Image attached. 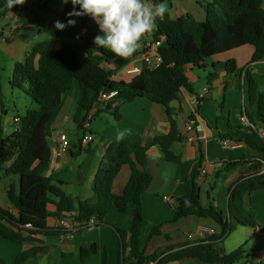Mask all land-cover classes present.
Wrapping results in <instances>:
<instances>
[{"label":"trees","instance_id":"1","mask_svg":"<svg viewBox=\"0 0 264 264\" xmlns=\"http://www.w3.org/2000/svg\"><path fill=\"white\" fill-rule=\"evenodd\" d=\"M159 1L153 0V4ZM263 1L205 0L200 3L206 14L204 21H197L192 15L176 20L158 18L155 22L154 41L164 38L158 49L163 63L157 69L143 71L130 82L112 80L114 74L128 64V59L96 47L94 37L98 34V27L93 20L88 17H71L76 19L77 23L64 30L49 25L45 32L51 39L34 47L26 61L15 64L10 81L13 88H18L30 96L37 108L28 110L24 117H19L17 128L8 137L4 135V123L3 119H0V181L9 175L20 178L19 187L11 186L7 190V196L17 215L0 208V238L16 244L35 242L41 245L43 241L38 236L48 237L64 232L60 228H49L47 224L50 216L48 205L51 203L49 195H54L59 198L56 203L57 212L54 214L57 219L71 217L81 226L87 227L95 217V226H109L118 234L123 245L118 264H170L186 260H199L207 264L239 263L244 258V247L226 253L219 244L237 227L258 226L255 211L245 207V198L257 191H264V92L260 90L249 67L241 71L242 88L247 93L241 117H245L248 123L240 120L235 126L230 125L231 132L223 137L234 144H243L261 153L258 162L252 161L251 170L256 174L243 178L230 189L228 214L225 215L218 212L213 205L203 206L197 181L198 170L186 181L185 194L177 198L172 206L173 218L154 227L145 242L143 196L153 182V174L146 157L148 148L138 144L132 149L130 138L112 142L93 181V196L76 202L54 185L53 179L45 175L52 157L46 127L60 107L63 97L72 90L74 82H78L81 88V98L78 102L81 117L78 130L87 134L90 132H87L84 125L90 124L91 120L88 118L102 92L118 91L116 101L146 98L152 103L164 106L170 114V104L179 99L182 89L194 92L185 71L187 66L194 65L206 69V63L213 57L247 45L255 48L251 63L263 61ZM73 7L71 2L67 5L60 22H67L70 18L67 14ZM76 8L78 10L79 6ZM8 9L6 0H0V16ZM2 36L0 31V39ZM63 36L85 41L88 45L87 55L62 43L60 38ZM108 66H113L114 69H109ZM226 71L229 74L237 73L234 60L226 63ZM1 72L0 68V103L2 112L7 114L3 104ZM211 76L217 75L212 73ZM223 108L224 101L220 110ZM111 109L112 102L107 104L104 111L98 110L93 118ZM114 116L117 120L120 119L117 114ZM181 140L177 123L171 120L169 133L157 137L154 144L161 147L165 161L179 165L182 159L173 152L172 146ZM246 163L250 161L241 157L238 161L228 162L224 170ZM124 166H131L134 175L123 193L116 195L114 183ZM130 204L133 205V213L129 233L105 222L111 211L125 214ZM187 217L210 218L218 224L220 232L207 236L204 240L169 246L163 251L146 255L149 242L155 236L162 235L161 228L165 224H172ZM127 236L128 258L125 257ZM41 246L19 254L15 264H26L40 253L49 250V247ZM93 256L92 248L80 249L81 259L88 260ZM0 264L6 263L0 258ZM101 264H108L106 252Z\"/></svg>","mask_w":264,"mask_h":264},{"label":"crops","instance_id":"2","mask_svg":"<svg viewBox=\"0 0 264 264\" xmlns=\"http://www.w3.org/2000/svg\"><path fill=\"white\" fill-rule=\"evenodd\" d=\"M203 1L205 0H160L159 2H166L168 6V11L161 19L167 17L176 20L192 15L197 21H204L206 14L200 5ZM145 2L149 6L153 5V0H145ZM69 3L65 4L62 0H26L22 6H14L0 16V31L3 34L0 39V68L10 69V86L15 64L26 61L34 47L51 39L45 30L49 25H54L55 21H60ZM155 30L154 25L153 31L142 37L141 47L132 57L127 58L128 64L116 72L112 80L130 82L143 71L148 70L143 55L146 52V46L154 42ZM60 41L83 55L88 53V45L81 39L63 36ZM238 49L248 52L243 65L235 56L237 52L235 49L236 51L232 50L210 59L206 63V69H200L194 65L187 66L185 71L194 92L182 89L179 99L170 104V114L167 108L152 103L146 98L113 101L112 109L107 112L110 118L102 119L105 120L104 125L103 122L96 123L95 130L99 131L98 134L92 129V124L103 112L91 119L86 130L91 133L94 140L89 145L81 143L85 133L75 141L69 137L66 130L72 123L78 127L81 117V110L78 107L81 88L78 82H74L72 90L63 97L60 107L46 127V136L52 151L51 161L45 172L46 177L53 179V184L76 202L89 199L93 196V181L108 146L114 141L130 138L132 149H135L138 144L148 148L146 157L153 174V182L143 196L146 229L144 242L154 227L173 218L172 203L185 194L186 181L198 170L200 172L201 168H205L207 172L203 180L200 181L197 178L203 206L213 205L218 212L227 215L230 189L243 178L256 174L251 170L252 161L258 162L261 156V153L243 144H234L223 137L231 132L230 125L235 126L242 118L247 96L245 89L242 88L241 71L244 68L249 67L260 90L264 92V60L251 63L255 54V48L251 45ZM35 60L37 61V58ZM230 60L236 63V74H229L226 71V63ZM108 68L114 69L113 66ZM212 73H216L217 76L212 77ZM2 97L5 109L8 111L4 114L0 103V119L5 118V128L10 121H13L14 125V118L21 116L18 114L11 118L9 107L7 109L8 103L4 101L3 94ZM198 100L201 101L198 102ZM223 101L224 108L220 110ZM106 107L107 105H102L100 108L94 107L91 114L95 115L98 110L104 111ZM114 114L120 116V119L117 120ZM171 120L177 123L182 137L180 142L172 146L173 152L182 159L179 165L165 161L161 147L154 144L157 137L169 133ZM190 121L194 122L198 128L188 131L187 125ZM4 132H7V127ZM62 134L68 136L70 143L64 152H61L59 148ZM241 157H245L250 163L224 170L228 162L238 161ZM133 175L134 170L131 166L122 168L114 183L116 195L123 193ZM19 185L20 178L15 175L4 176L0 181V208L14 215H17V212L9 201L7 190L11 186L19 187ZM165 197L170 198L172 202L166 201ZM49 198L51 203L48 205L50 216L47 224L49 228H56L58 219L54 214L57 212L56 203L59 202V198L54 195H49ZM245 207L255 211L258 226L237 227L219 246L226 253H232L244 247V258L237 264H264V191H257L252 196H246ZM132 213L133 205L130 204L125 214L111 211L106 216L105 222L129 233L132 226ZM199 228L214 229L215 233L220 232L218 224L210 218H183L175 223L165 224L161 228L162 235L155 236L149 242L146 255L163 251L169 246L195 242L188 239V235ZM38 238L43 241L42 246L35 242L16 244L0 238V243H9L4 244L8 248L7 253L2 250L4 246L0 250V255L4 257L0 258L6 264H15L19 254L35 246L49 247V250L40 253L26 264H101L105 252L108 255V264H118L122 256L123 245L118 234L106 225L83 227L75 222L72 230L48 237L38 236ZM195 239L200 238L195 237ZM18 245L22 246L21 249ZM128 245L129 236L126 238V258L129 254ZM81 248H92L93 258L81 259L79 257ZM196 261L199 260L170 264H195Z\"/></svg>","mask_w":264,"mask_h":264},{"label":"clouds","instance_id":"3","mask_svg":"<svg viewBox=\"0 0 264 264\" xmlns=\"http://www.w3.org/2000/svg\"><path fill=\"white\" fill-rule=\"evenodd\" d=\"M26 0H6V7L22 6ZM71 2L73 10L67 15L66 23L54 22V27L64 30L75 26L76 19L88 17L98 27L94 37L96 47L104 48L113 55L129 58L141 47V39L153 31L158 18H163L168 11L166 2L149 6L145 0H62ZM79 6L78 10L76 6Z\"/></svg>","mask_w":264,"mask_h":264},{"label":"built area","instance_id":"4","mask_svg":"<svg viewBox=\"0 0 264 264\" xmlns=\"http://www.w3.org/2000/svg\"><path fill=\"white\" fill-rule=\"evenodd\" d=\"M164 41V38H161L159 41H154L152 43H149L147 46H146V52L144 53L143 55V59L147 65V69L148 70H154V69H157L162 63H163V60L158 52V49L160 47V45L162 44V42ZM118 96V91H105V92H102L100 93L97 101L95 102L94 104V107H101L102 105H107L108 103L110 102H113L116 100ZM93 107V108H94ZM98 108V109H99ZM94 115H90L89 116V120H91L93 118ZM241 120L244 122V123H248V120L245 118V117H242ZM19 118L18 117H15L14 118V123L16 125L19 124ZM89 127V123L85 124L84 125V128L85 129H88ZM198 128L196 126V124L192 121H190L187 125V129L188 131H192L194 129ZM94 140L93 136L90 134V133H87L85 135H83L82 137V141L81 143L83 145H89L90 143H92ZM233 143V142H232ZM69 139H68V136L66 134H62L60 136V151L61 152H64L68 149L69 147ZM206 170L205 168H201L200 169V172H199V176H198V180H203L206 176ZM165 200L168 201V202H172V200L168 197H165ZM175 203L173 202L172 203V206L174 205ZM76 221H74L73 218L71 217H66V218H62V219H58L57 222H56V228H60V229H63V231H68V230H72L73 229V225ZM97 223V220L95 217H93L90 222H89V225L90 226H95ZM215 234V230L214 229H207V228H199L197 231L191 233L188 235V239L190 240H194V241H198L195 239V237H199L200 239L199 240H204L207 236H210V235H214ZM150 264H153V263H150Z\"/></svg>","mask_w":264,"mask_h":264},{"label":"rangeland","instance_id":"5","mask_svg":"<svg viewBox=\"0 0 264 264\" xmlns=\"http://www.w3.org/2000/svg\"><path fill=\"white\" fill-rule=\"evenodd\" d=\"M247 55H248V52H247V50H244V49L241 51L239 49H237V52H235V56H237L239 63L242 65L244 64L245 60L247 59ZM2 68L4 69V70H2V73H1L2 86H3L2 94L4 96V101H6L8 103L7 109L9 107L10 116L12 118L13 116L19 114L21 117H24L28 110L36 109L37 105L34 102V100L30 96L26 95L22 90H20L18 88H12L9 85V79L11 78L10 69L5 68V67H2ZM106 118H110V115L107 112H103L102 114H100V116L98 118H95V120L93 121V124H92V129L94 130L95 133H97V134L99 133L98 130H95L96 123L102 124V122H103V125H104L105 120H102V119H106ZM5 122H6L5 118H3L4 125H5ZM14 125H13V121L9 122V124L6 126L7 132H4L5 136H8V135L13 133V131L16 129V125H15V128H14ZM66 130L69 134V137L75 141L82 135V132L78 130L77 125L74 123L70 124ZM204 196H205V194L203 193V197ZM5 243L9 244L7 242H1L0 243V250L2 249V247L4 246ZM19 247L21 249L22 246H19ZM2 250H4L3 251L4 253L8 252V248L6 246H4V248ZM0 257L4 258L1 255H0ZM195 264H203V263L196 261Z\"/></svg>","mask_w":264,"mask_h":264},{"label":"water","instance_id":"6","mask_svg":"<svg viewBox=\"0 0 264 264\" xmlns=\"http://www.w3.org/2000/svg\"><path fill=\"white\" fill-rule=\"evenodd\" d=\"M5 125H6V122H5ZM6 129V127L4 128V130Z\"/></svg>","mask_w":264,"mask_h":264}]
</instances>
